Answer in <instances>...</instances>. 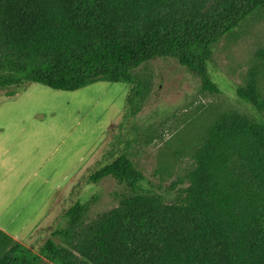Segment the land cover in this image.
<instances>
[{"label": "trees", "instance_id": "1", "mask_svg": "<svg viewBox=\"0 0 264 264\" xmlns=\"http://www.w3.org/2000/svg\"><path fill=\"white\" fill-rule=\"evenodd\" d=\"M264 0H0V88L24 80L72 91L95 81L128 82L155 57H174L219 93L208 73L211 46ZM237 95L264 112L252 80ZM13 95L14 93H9ZM191 182L168 201L136 192L142 172L126 153L91 179L113 176L135 191L101 220L79 253L49 239L55 264H264V120L221 116L195 155ZM82 212L76 202L67 212ZM12 242L0 264H38Z\"/></svg>", "mask_w": 264, "mask_h": 264}, {"label": "rangeland", "instance_id": "2", "mask_svg": "<svg viewBox=\"0 0 264 264\" xmlns=\"http://www.w3.org/2000/svg\"><path fill=\"white\" fill-rule=\"evenodd\" d=\"M208 69L219 93L204 90L201 77L174 57H155L135 67L134 113L127 102L133 87L128 82L99 80L65 91L24 80L0 88V181L17 178L11 169L21 158L10 155L5 144L7 135H17L26 150L41 151L25 173L34 178L42 164L48 165L50 190L47 205L34 194L17 196L35 202L27 213L32 209L38 218L29 215L0 232L39 255L38 264H55L43 252L49 239L79 253L97 224L135 192L113 176L91 179L123 153L143 174L137 193H160L168 201L184 193L196 152L221 115L233 111L264 120V112L236 93L237 85L251 78L264 97V7L211 46ZM76 202L82 212L69 217ZM11 244L0 242V255Z\"/></svg>", "mask_w": 264, "mask_h": 264}, {"label": "crops", "instance_id": "3", "mask_svg": "<svg viewBox=\"0 0 264 264\" xmlns=\"http://www.w3.org/2000/svg\"><path fill=\"white\" fill-rule=\"evenodd\" d=\"M250 80H252L257 85L258 92L260 93L259 95H261L260 87L257 84L256 80L251 79V78H250ZM213 93H216V92H213ZM261 97L263 98V101H264V97L262 95H261ZM241 100H243V99H241ZM226 114H240V115L247 117L249 119L251 118V121H253L254 123H257V120L255 118L251 117V115H245V114H242L240 112L236 113L233 111L226 113ZM226 114H223V115H226ZM223 115H221V116H223ZM215 123H213L211 125L210 130L213 128ZM208 135H209V133H208ZM208 135H207V137H208ZM7 136L8 137L5 141V144L8 145L12 150V154L10 153V155L21 158V164L20 165L19 164H13L12 169H11V172H14V174H15V175L12 174V176L13 175H14L13 177L17 176V178L5 180V181L4 180L0 181V227L6 231H11L10 229H8L9 226H14V225L20 224V223H22V220L28 218L29 215H32V209L30 210L29 213H27V211H28V208L31 205H33V203H35L33 200H29L26 198L24 200L22 198L17 199V196H19V195L27 196L29 194H31V195L34 194V195H36V197L41 198L40 200L42 201V203L45 201L46 205H47L48 204V198H49L48 193L50 190L48 189L49 178L47 176V173L45 174V172L48 169V165L42 164L41 168L34 173V178L30 175V173L29 174L25 173V169H26V171H28L29 170L28 166L34 164V162H35L34 160H36V161L39 160V153L41 151L37 150V149L26 150L24 147V142L20 138H18L17 135H15V136L14 135L13 136L7 135ZM25 145H26V143H25ZM43 152H44V150L42 151V154H43ZM45 164H47V161H45ZM9 176H11V175L9 174ZM33 182L37 183L40 186L35 187L32 184ZM12 183H19L21 185L17 184V185H14V187L13 186L11 187ZM9 188H10V190H9ZM39 194H41V195H39ZM39 202L40 201H38L37 203H39ZM37 218H38V216H37V214H35V215H32L30 219L35 221Z\"/></svg>", "mask_w": 264, "mask_h": 264}]
</instances>
